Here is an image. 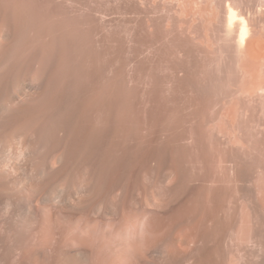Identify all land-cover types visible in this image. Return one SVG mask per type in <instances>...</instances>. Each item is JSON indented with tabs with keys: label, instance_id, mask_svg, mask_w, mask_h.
I'll return each mask as SVG.
<instances>
[{
	"label": "rangeland",
	"instance_id": "1",
	"mask_svg": "<svg viewBox=\"0 0 264 264\" xmlns=\"http://www.w3.org/2000/svg\"><path fill=\"white\" fill-rule=\"evenodd\" d=\"M1 3L20 15L15 48L24 44V55L41 45L38 33L57 35L52 51L67 55L65 72H76L67 78H77L75 95L83 90L79 118L97 127V98L106 93L108 203L127 213L136 196L147 203L165 192V214L152 215L162 227L154 245L173 252L166 264H264V0ZM228 6L250 23L245 47L227 26ZM13 259L0 264L23 262Z\"/></svg>",
	"mask_w": 264,
	"mask_h": 264
},
{
	"label": "bare ground",
	"instance_id": "2",
	"mask_svg": "<svg viewBox=\"0 0 264 264\" xmlns=\"http://www.w3.org/2000/svg\"><path fill=\"white\" fill-rule=\"evenodd\" d=\"M1 4L0 12H6L7 15L9 11L6 5V11L3 10V5L6 3ZM12 10L11 7L10 11ZM226 11L227 26L238 29L235 33L238 32L239 46H247L250 23L248 24L247 19L238 14L233 7L228 6ZM2 14L0 16V258L18 260V257L23 260V262L19 260L22 264H156L157 259L163 263L167 262L173 256V252L169 246L165 247L166 244L162 249L154 245L157 243L154 241L157 235L154 234L161 232L162 227L160 218L157 220L159 216L156 218L152 215L160 210L158 207L167 205L165 192L154 194V199L148 200L147 203L146 199L144 201L142 197L136 196L135 201L131 200L127 206V213H120L119 210L122 211L124 208L108 203L104 159L106 93L104 95L102 94L104 91L98 92L100 96H104L97 98L100 99L99 103L94 100L95 104H99V109L97 108L98 111L95 112L97 127L92 125L93 122L91 124L90 121L85 122L82 119L88 115L79 118L77 99L80 100L83 90L80 88L81 93L75 91L79 94L75 95L73 89L76 88L74 83L76 85L77 78L75 81L72 80L74 83L68 80V73L71 72L64 71L63 61L60 60L61 57L65 59L67 55L63 58V55L55 54L53 41L56 40V44L58 43L55 38L57 35L53 34L55 38L53 40V36L51 37L49 33L43 34L40 30L46 25L42 24L39 28L41 33L35 32L41 36V45L35 47L30 54L24 55L26 52L24 44L21 45L24 49L15 48L20 15L14 16L16 13L9 15V12V16L3 14L4 18ZM13 16L18 20L16 21ZM48 22V26H51ZM40 23L34 24L39 26ZM53 25L57 28L56 23ZM61 32L65 33L63 29ZM30 34L32 36L31 32ZM69 37L66 38L72 41L73 39ZM51 42L53 48L50 46ZM67 43L70 42H66V45ZM62 44L64 41L59 43ZM70 44L67 45L69 49ZM49 48H52L51 51ZM59 48L57 53L61 52L64 46L62 45L60 51ZM66 49L63 51L67 54L69 49ZM46 51L50 52L46 54ZM70 54L71 50L68 56ZM55 56H58L60 61H57ZM72 76H69L70 79L73 78ZM78 80L77 82L82 81V79ZM261 80L260 83H263L264 78ZM78 85L79 83L77 87H80ZM260 85L262 88L263 84ZM98 91L102 89L100 90L99 87ZM94 109L93 111H96ZM133 210L140 211V214L137 216ZM159 212L164 213L162 209Z\"/></svg>",
	"mask_w": 264,
	"mask_h": 264
}]
</instances>
